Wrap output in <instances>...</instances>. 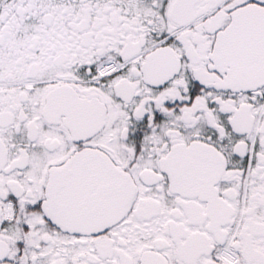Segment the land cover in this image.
Masks as SVG:
<instances>
[{"label": "snow or ice", "instance_id": "6c2138e0", "mask_svg": "<svg viewBox=\"0 0 264 264\" xmlns=\"http://www.w3.org/2000/svg\"><path fill=\"white\" fill-rule=\"evenodd\" d=\"M0 264H264V0H0Z\"/></svg>", "mask_w": 264, "mask_h": 264}]
</instances>
